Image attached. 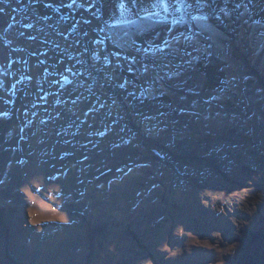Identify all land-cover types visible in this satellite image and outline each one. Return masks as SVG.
Listing matches in <instances>:
<instances>
[{"label":"rangeland","instance_id":"obj_1","mask_svg":"<svg viewBox=\"0 0 264 264\" xmlns=\"http://www.w3.org/2000/svg\"><path fill=\"white\" fill-rule=\"evenodd\" d=\"M116 5L0 0V264H264V0Z\"/></svg>","mask_w":264,"mask_h":264},{"label":"snow or ice","instance_id":"obj_2","mask_svg":"<svg viewBox=\"0 0 264 264\" xmlns=\"http://www.w3.org/2000/svg\"><path fill=\"white\" fill-rule=\"evenodd\" d=\"M73 2H75V0H73ZM177 2H181V0H152V7L153 8H161L163 11H167L169 7H174ZM196 2H197V4H200V0H196ZM116 6L118 9L126 10L128 12L133 13L134 15H137V16L140 14V12H145V13L151 14L148 9L143 8L142 0H117ZM237 7H239V5H237ZM0 11H3V9H0ZM216 18L219 19V16H217ZM205 19H206V17H205ZM85 23H90V21H85ZM169 31H171V29H169ZM85 35H87V33H85ZM184 38L189 43H191L193 41V36L191 34L188 36H185ZM174 39H179V37H175ZM92 42L94 44H97V45H102L104 43V39H95ZM169 46H170V42L167 39H165L163 41V47H161L160 45H156V50L163 52V48H167ZM135 51L138 53L143 52L146 54V53H148L149 48L135 47ZM194 51H198V49H194ZM115 55L119 56V53H116ZM185 55L192 56V53L186 51ZM198 58L199 57H193V59H198ZM93 59H99V56L94 54ZM104 59H105L106 64L110 63L107 56H105ZM126 59H127V57H126ZM131 59H132L133 63L136 62L135 57H132ZM189 62H191V61H189ZM148 70H149V66L147 64H145L143 66V72L146 73V72H148ZM68 71H71V69H68ZM128 71L132 72L133 71L132 67H129ZM64 80L67 81V77H64ZM68 82H70V81H68ZM127 83H128V81L126 80L124 83H121L119 85V87L124 88ZM129 94L134 95V93H129ZM144 94H145V92L142 91L141 96H143ZM101 106L103 107V105H101Z\"/></svg>","mask_w":264,"mask_h":264}]
</instances>
